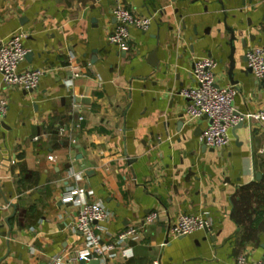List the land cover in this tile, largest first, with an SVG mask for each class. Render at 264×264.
I'll return each instance as SVG.
<instances>
[{"label":"crops","instance_id":"0c3cea01","mask_svg":"<svg viewBox=\"0 0 264 264\" xmlns=\"http://www.w3.org/2000/svg\"><path fill=\"white\" fill-rule=\"evenodd\" d=\"M117 3L155 14L147 32L130 29L122 50L107 41ZM17 31L30 54L19 69L46 71L33 91L0 77V264H47L84 246L69 228L78 205L60 202L72 187L110 212L94 229L103 241L102 231L142 226L160 211L121 264L264 258L262 130L236 125L225 148L207 147L208 120L187 121L179 94L195 85L193 60L210 57L217 84L237 87L236 112L264 107V79L245 58L264 48V0H0V40ZM180 214L208 227L171 238Z\"/></svg>","mask_w":264,"mask_h":264},{"label":"built area","instance_id":"2783aa9c","mask_svg":"<svg viewBox=\"0 0 264 264\" xmlns=\"http://www.w3.org/2000/svg\"><path fill=\"white\" fill-rule=\"evenodd\" d=\"M112 17L114 27L108 34L107 41L109 45L122 50L130 39V29L147 32L154 21L155 14L137 15L117 3L112 10ZM25 37L24 32L17 31L0 40V77L6 86L33 91L38 88L40 79L46 70L19 69L27 54V49L22 44ZM245 58L246 66L250 69L252 76L258 81L264 79V48L260 46L251 48L246 52ZM215 67L216 62L210 57L193 60L190 74L195 85L183 88L179 92L183 98L188 100L185 108L187 121L202 117L208 120V125L200 139L211 148H225L229 144V129L239 123L246 125L255 123L262 130L264 139V107L254 113L236 112L233 102L237 87L234 84L218 85L214 75ZM78 75L75 72L72 77L75 78ZM6 111L7 103L4 99H0V118L5 116ZM37 139L38 136L33 137V140ZM260 152L264 156V143ZM82 193V190L77 187L66 189L60 195V202L78 205L74 221L69 228L81 232L85 240L84 246L74 254L64 253L53 256L47 264H67L75 260H84L87 264L91 261H97V264H121L131 256L126 246L127 242L137 236H143V225L157 222L160 219V211L150 212L144 217L142 226H131L116 234L102 231V234L109 237L103 241L94 229L109 221L111 214L100 202L85 201ZM207 227V220L201 216L180 214L168 226L167 235L171 238H178ZM233 264H264V258L250 262L245 254H240Z\"/></svg>","mask_w":264,"mask_h":264},{"label":"water","instance_id":"95a60500","mask_svg":"<svg viewBox=\"0 0 264 264\" xmlns=\"http://www.w3.org/2000/svg\"><path fill=\"white\" fill-rule=\"evenodd\" d=\"M233 38H234V36L232 35V38H231V39H233ZM29 55H30V54H26L25 57H28ZM231 67H233L232 64H231ZM247 70L250 71L249 68H247ZM230 75H231V73H230ZM239 125H243V124H242V123H239L238 126H239ZM80 263H81V264H85L86 262H85L84 260H81ZM97 263H98L97 261H91L89 264H97Z\"/></svg>","mask_w":264,"mask_h":264}]
</instances>
